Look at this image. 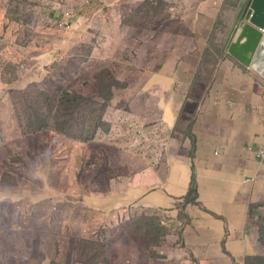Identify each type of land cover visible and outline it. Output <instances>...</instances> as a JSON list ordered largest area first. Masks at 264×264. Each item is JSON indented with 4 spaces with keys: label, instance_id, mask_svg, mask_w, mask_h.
<instances>
[{
    "label": "rangeland",
    "instance_id": "rangeland-1",
    "mask_svg": "<svg viewBox=\"0 0 264 264\" xmlns=\"http://www.w3.org/2000/svg\"><path fill=\"white\" fill-rule=\"evenodd\" d=\"M145 1L115 0L106 10L91 0H0V264H200L184 244L183 225L193 226V208L198 207L196 173L191 167L198 159L196 154L193 158L189 147L192 144L194 150L195 141L192 138L191 143L189 133H193L198 121L190 112L212 109L224 120L221 115L233 110L238 94L234 88L240 82L235 80L232 87H225L221 94L227 98L225 103L216 100L222 97L215 92L219 79L215 73L223 58L217 42L212 43L213 53L203 57L190 87L178 78L171 82L170 78L161 77L157 65L163 63V72L179 74L174 62L167 63L175 56L167 49L174 35L189 34L179 23L185 18L181 12L184 4L178 0L170 2L178 6L154 20L156 26L149 23L153 29L150 33L142 37L139 31L128 40L126 22ZM166 17L171 20L159 31ZM137 23L142 24L141 20ZM123 42L128 44V54L138 57L114 61ZM186 56L182 55L176 65L181 60L185 65L191 63L193 57ZM226 59L236 69L239 61L232 55L223 58L228 63ZM260 78L264 86V79ZM211 80L214 82L209 86ZM201 81L206 84L204 88L199 87ZM263 86L259 99L262 109ZM103 90L114 91L115 96L105 112L111 131H99L90 139V111L94 103L103 102ZM161 92L167 101L164 109L180 95L193 98L189 112L184 107L176 116L177 122L174 119L172 130L171 119L164 120V110L159 107ZM250 96L256 94L250 92ZM209 97L212 102L206 101ZM64 98L69 100V107L76 109L75 118L82 110L81 118L72 122L74 135L38 132L29 118L27 101L46 107L50 99L57 114ZM260 121L264 124V120ZM166 127L169 133L165 132ZM226 127L223 131L210 127V131L227 144L232 136L241 138L244 144L252 134V127ZM77 135L86 142L90 140V144L83 145ZM68 144H73V161L55 162ZM85 147L91 154L76 157L75 149ZM172 147L175 150L170 154ZM249 147L252 150L253 146ZM260 155L263 178L264 146ZM143 171L138 181L149 186L146 192L163 193L164 198L173 200L172 208L157 209L155 201H150V206H137V200L121 193V203H114L119 206L113 205L112 212L95 210L99 203L109 205L110 197L114 202L113 195L120 192L115 188L116 181ZM168 180L170 186L166 184ZM167 191L172 194L166 195ZM59 194L65 199L59 203V210L41 219L45 208ZM42 202L44 206L34 210ZM248 215L250 222L252 216ZM246 228L249 232L236 231L243 232V246L250 241L246 248L249 255L244 257H260L252 236L264 238V227H253L256 231ZM212 235L219 243V235ZM109 246L114 251L106 255ZM224 253L222 264L243 261L242 257L236 259L233 247L230 251L224 249Z\"/></svg>",
    "mask_w": 264,
    "mask_h": 264
},
{
    "label": "crops",
    "instance_id": "crops-1",
    "mask_svg": "<svg viewBox=\"0 0 264 264\" xmlns=\"http://www.w3.org/2000/svg\"><path fill=\"white\" fill-rule=\"evenodd\" d=\"M206 1L199 3L189 13H182L185 18L179 20V23L186 27L189 34L174 35L172 45L167 49L171 56L177 57L170 56L167 63L174 62L175 71L179 74L174 76L173 71L163 72V63L157 65L161 69V77L170 78L171 82H175L173 80L178 78L190 87L195 73L200 70L203 57L213 53L212 43L214 42L218 43L221 57L230 56L228 49L232 32L245 11L247 0ZM228 1L231 2L228 3ZM186 14H189V17ZM195 43L197 44L195 45ZM173 47L174 52L172 51ZM182 55L193 57L191 63L185 65V61L181 60L176 65L177 60L182 59ZM223 58L219 61L215 73L219 78L215 85V92L221 95L225 87L230 88L235 84V80H239L240 83L235 84L234 88L238 94L232 106L233 110L229 115H221L224 120L218 118L212 109L210 112L204 110L200 113L190 112L191 117L198 121L193 127V133H189L191 143L192 138L195 141L194 150L191 144L190 151H193V158L196 154L198 159V162L194 161L191 164L196 173L198 191L196 204L198 207L193 208V226L189 223L183 225L186 230L184 244L187 250L190 249L195 257H198L200 264H222L221 257L225 258L226 254L224 249L230 251L231 247L234 248L236 259L242 257L244 261V255H249L246 248L250 247V241L243 246L241 244L243 234L241 233L249 232L246 227H251L252 231H256V228L253 227L264 225V177L262 178L260 175L263 168V156L260 155V151L264 146V124L260 120H264V109L259 105L260 94L263 92L262 79L240 62L234 69L233 62H229L228 59H226L228 63L224 62ZM213 82L211 80L209 86ZM205 86L206 84L202 81L199 83V87L204 88ZM250 92L255 93L256 96H250ZM162 96L161 92L159 107L164 110V120L171 119L169 129L172 130L175 125L174 119L176 120V116L184 107L185 112H189L191 108L189 102H192L193 98L180 95L181 97L177 101L169 102L168 107L164 109L162 106L167 101L162 99ZM212 99L209 97L206 98V101L212 102ZM216 100H221L223 104L227 98L222 96ZM143 112L147 114L145 109ZM226 126L244 129L252 127V134L247 136L248 139L244 144H242L241 138L234 136L228 139L227 144L221 136L210 131V127L220 128L223 131L224 128H227ZM169 129L166 127L165 132L169 133ZM223 144L227 145L222 148ZM249 146H253L252 150L249 149ZM172 150H175V147L170 149V154ZM143 174L144 171L134 174L130 178H124L122 184L115 186L120 192L114 194V203L120 204L121 193H125V197L137 200V206H150V201H155L157 209L172 208L173 200L164 198L163 193L154 195L146 192L149 186H143L138 181ZM166 184L170 186L171 181L168 180ZM168 186L165 188L167 189ZM171 194L172 192L169 191L166 193V195ZM251 204H254V207L250 208ZM203 210H210L211 213L203 212ZM248 214L252 216L250 222H247ZM195 221L196 223H194ZM249 223H255L256 226ZM242 229L245 230L240 234L236 232ZM190 230L199 233H190ZM213 233L219 235V243L212 235ZM189 237L190 239H187ZM248 238L249 235L247 242ZM252 239L258 255H264V251H260L256 246L258 234L252 236Z\"/></svg>",
    "mask_w": 264,
    "mask_h": 264
},
{
    "label": "trees",
    "instance_id": "trees-1",
    "mask_svg": "<svg viewBox=\"0 0 264 264\" xmlns=\"http://www.w3.org/2000/svg\"><path fill=\"white\" fill-rule=\"evenodd\" d=\"M173 1L174 0H146L142 5L136 8L133 14L129 17V20H127L126 22V26L128 27L127 39L128 40L134 39L137 35V32L139 31H142V37H145L148 33H150L153 29L150 27L149 23L152 22V24L156 26L157 21L160 18H163L164 15L168 11L173 9L175 6L176 7L178 6L175 4H174L175 6L171 5L172 3L170 2H173ZM203 1L204 0H178L177 2H183L184 11H181V12L187 13L189 10L194 9L199 3ZM91 2L98 6H102L104 9L107 10L114 4L115 0H91ZM139 20H141V23H142L141 25L137 23V21ZM144 20L146 21V23H144ZM154 20H157V21L153 23ZM170 20L171 19L169 17H166L165 21L159 25L158 30L160 31L166 23L170 22ZM82 47L86 48L85 45H82ZM115 49H114V52H115ZM129 57H138V55L136 54L129 55L128 54V44L127 42H123L118 47L116 51V55L113 60L117 62L119 60H122L124 58H129ZM137 65L140 66V64H137ZM138 66H135V67L137 68ZM101 97L103 98V102L101 104L94 103V107H92L90 111V116H89V120L91 122L90 130L93 133L90 139L94 138L99 131H104V132L111 131L109 124L105 120V112L108 106L110 105V103L115 98L114 91L103 90ZM63 101L64 103L62 107L59 109L57 114H56V111L52 109L55 103L50 99H47L46 107L45 105L39 104V103L33 105L31 103V100L27 101L26 105L27 107H28V104L30 105L28 109L31 111V115L29 118L32 121L33 126H35L37 130H39L38 132L42 130H51L53 131L55 135L59 134L60 132L68 134V135H74V125L72 122L79 120L81 118L82 110H80V112L77 114V118H75L76 109H73L68 106L69 100L67 98L65 100H62V102ZM65 116H68V117H65ZM97 124L99 125L98 127L95 126ZM77 136L79 137L78 139H80V141L83 142L82 143L83 145H85L86 143L87 145L90 144V140L86 142V140L83 137H81L80 135H77ZM72 145L73 144L66 145L62 150L61 157H59L58 159H55V162L65 163L66 161H73L72 151H71ZM86 153L91 154L90 149L87 150V147H85V150L77 149V148L75 149L76 157H79L80 154L85 155ZM47 170L50 172H53L49 168ZM112 173H114V171H112ZM50 175L51 173H48V176ZM11 178L13 179L12 176ZM29 178L32 179L33 177L30 175ZM116 182L117 183L115 186H119L120 184L123 183V179L122 180L119 179V181H116ZM113 198H114V195H113ZM63 199L64 198L62 197V195L60 194L57 195V197L54 198L53 202L49 204V207L45 208V212L43 216H41L40 218L43 219L50 212H52V214H56V211L59 210V203H61ZM65 202L67 203V201ZM109 202H110L109 205L100 204V203L97 204V206L95 207V210L98 212L107 214L113 211V205H115L116 207L119 206L118 204H114V202L112 201V197L109 198ZM42 206H44L43 202L40 205H36L37 208L34 210L40 209V207ZM259 227H264V225H259ZM24 228H29V227H24ZM24 228H22V230ZM33 230H35V228H33ZM259 234H260V228H259ZM33 236L34 234L32 233V237ZM256 246L259 247L260 251H264L263 236L261 240L260 239L257 240ZM113 251L114 249L111 246H109V249L107 250L106 255ZM102 254L103 252L101 250L100 256H102ZM259 256L260 257H246L245 263L243 264H264V262H262L264 260V255H259Z\"/></svg>",
    "mask_w": 264,
    "mask_h": 264
},
{
    "label": "water",
    "instance_id": "water-1",
    "mask_svg": "<svg viewBox=\"0 0 264 264\" xmlns=\"http://www.w3.org/2000/svg\"><path fill=\"white\" fill-rule=\"evenodd\" d=\"M228 53L264 79V0H247Z\"/></svg>",
    "mask_w": 264,
    "mask_h": 264
}]
</instances>
